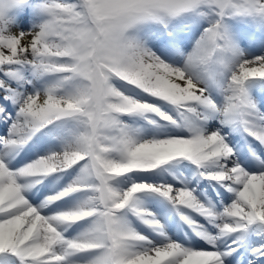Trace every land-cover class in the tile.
<instances>
[{"label":"snow or ice","instance_id":"1","mask_svg":"<svg viewBox=\"0 0 264 264\" xmlns=\"http://www.w3.org/2000/svg\"><path fill=\"white\" fill-rule=\"evenodd\" d=\"M0 264H264V0H0Z\"/></svg>","mask_w":264,"mask_h":264}]
</instances>
